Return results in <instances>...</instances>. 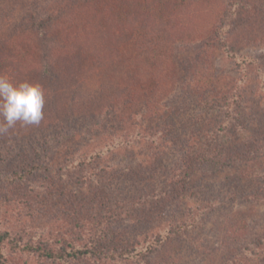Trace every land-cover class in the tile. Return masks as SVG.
<instances>
[{"label": "rangeland", "instance_id": "374dc122", "mask_svg": "<svg viewBox=\"0 0 264 264\" xmlns=\"http://www.w3.org/2000/svg\"><path fill=\"white\" fill-rule=\"evenodd\" d=\"M89 1L97 0H0V60L19 49L35 71L5 75L46 92L39 126L18 123L0 134L1 175L23 155L37 156L31 178L0 190L10 198V223L25 241L79 245L84 228L113 209L121 237L147 246L194 222L150 264H264V0H190L187 22L198 35L162 45L163 67L147 55L135 59L131 39L111 62L68 49L61 24ZM226 11L235 13L236 59L220 42ZM236 92V115L210 109ZM213 153L222 158L204 161ZM7 264L54 263L10 252Z\"/></svg>", "mask_w": 264, "mask_h": 264}, {"label": "trees", "instance_id": "16d2710c", "mask_svg": "<svg viewBox=\"0 0 264 264\" xmlns=\"http://www.w3.org/2000/svg\"><path fill=\"white\" fill-rule=\"evenodd\" d=\"M192 6H196V3L190 0L89 1L85 5L75 7L65 22L61 24L64 45L68 49L83 47V49L97 52L91 54L98 58V62H111L114 59L112 53L115 49L121 50L123 42L131 39L133 47L129 53L134 54L135 59H141L147 55L152 60L155 59L157 67H163L165 55L162 49L164 45L182 42L198 35V31L196 32V29L187 22L188 10ZM234 15L235 13L227 11L224 13L221 28H219V37L225 53L230 58L236 59L238 55L229 44ZM151 22L153 24L148 25ZM242 59L245 64L252 62L246 57ZM25 60L34 62L31 54L25 51L17 49L16 53L10 51L7 54L6 52L0 60V75L13 74L18 70L20 75H12L15 80L22 74L31 76L35 71ZM135 81H133L134 84H137ZM155 83L152 79L150 86H154ZM242 101L241 93L236 92L231 97L224 95L214 98L210 109H227L228 112L236 115V109H239ZM36 157L35 155V159ZM199 157L200 153L191 158L196 161ZM205 157L206 162L222 158L219 153ZM30 159L35 161L33 156L29 158L23 155L14 171L5 175L0 173V190L8 186L14 187L31 178L37 166L31 163L33 161ZM188 182L189 179L183 185L182 193L187 191ZM177 194L181 196L179 191ZM9 201V197L0 194V264L8 263L10 252L13 256L35 255L39 261L54 264L76 263L92 259L123 264H150L149 257L155 250H158L170 238L194 227V222L184 224L182 227L175 228V231H167L149 245L143 246L121 237L120 233L113 228V224L118 222L121 213L109 209L105 220L98 218L90 222L91 227L84 228L86 233L81 239V244L70 245L66 242L63 245L52 246L33 239L25 241L22 231H18L14 223H10L11 204ZM259 257L261 256L257 255L255 261ZM258 262L254 264H261L262 261L259 259Z\"/></svg>", "mask_w": 264, "mask_h": 264}, {"label": "clouds", "instance_id": "9594fccd", "mask_svg": "<svg viewBox=\"0 0 264 264\" xmlns=\"http://www.w3.org/2000/svg\"><path fill=\"white\" fill-rule=\"evenodd\" d=\"M46 92L39 83H13L0 75V134L21 126H39L45 117Z\"/></svg>", "mask_w": 264, "mask_h": 264}]
</instances>
